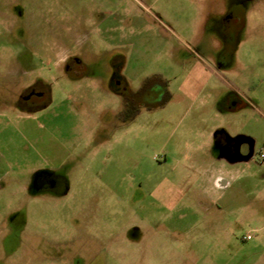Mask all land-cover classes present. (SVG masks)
<instances>
[{"label": "rangeland", "instance_id": "rangeland-1", "mask_svg": "<svg viewBox=\"0 0 264 264\" xmlns=\"http://www.w3.org/2000/svg\"><path fill=\"white\" fill-rule=\"evenodd\" d=\"M262 155L264 0H0V264H264Z\"/></svg>", "mask_w": 264, "mask_h": 264}, {"label": "flooded vegetation", "instance_id": "flooded-vegetation-1", "mask_svg": "<svg viewBox=\"0 0 264 264\" xmlns=\"http://www.w3.org/2000/svg\"><path fill=\"white\" fill-rule=\"evenodd\" d=\"M64 65L69 67L77 68L80 64L77 57L67 56L66 59H64ZM117 72L114 71L112 76V81L115 82V84H118L119 81L126 84V79L122 76L121 78L117 77ZM37 85H40L44 88L45 95L50 91V86L48 83L42 82L41 80L38 81ZM32 91V88H29L26 92ZM21 101H23V97L21 98ZM30 101V102H29ZM130 102V98L127 94L124 93V103L128 104ZM48 103L47 100H39L35 99L33 100H27V104H25L26 108L31 110H37L41 107H44ZM212 143L209 147L211 150L210 152L214 154V158L220 157L223 160H227L230 162L235 161H246L249 162L250 160H254L255 156L252 154L251 151V143L250 141H242V137H235L234 139L230 137L224 130L218 129L212 133ZM261 157H264L262 155ZM256 159V158H255ZM215 161V160H213ZM214 163V162H213ZM222 176L216 177L214 182L221 185L225 179H222ZM223 185V184H222ZM252 238V236L250 237ZM248 238V239H250ZM247 239V238H244Z\"/></svg>", "mask_w": 264, "mask_h": 264}, {"label": "built area", "instance_id": "built-area-1", "mask_svg": "<svg viewBox=\"0 0 264 264\" xmlns=\"http://www.w3.org/2000/svg\"><path fill=\"white\" fill-rule=\"evenodd\" d=\"M251 237V234H248V235H246V236H244V238H250Z\"/></svg>", "mask_w": 264, "mask_h": 264}, {"label": "crops", "instance_id": "crops-1", "mask_svg": "<svg viewBox=\"0 0 264 264\" xmlns=\"http://www.w3.org/2000/svg\"><path fill=\"white\" fill-rule=\"evenodd\" d=\"M214 175V177L218 176V174H211V176ZM213 177V176H212Z\"/></svg>", "mask_w": 264, "mask_h": 264}]
</instances>
